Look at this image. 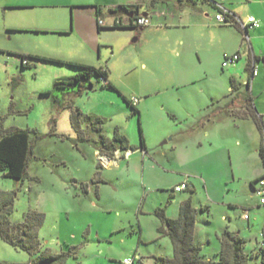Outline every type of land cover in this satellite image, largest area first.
Listing matches in <instances>:
<instances>
[{"label": "rangeland", "instance_id": "obj_1", "mask_svg": "<svg viewBox=\"0 0 264 264\" xmlns=\"http://www.w3.org/2000/svg\"><path fill=\"white\" fill-rule=\"evenodd\" d=\"M43 1L0 0V125L28 129L33 145L29 178L0 172V190L16 193L10 219L22 221L31 210L43 213L37 231L40 250L56 253L76 246L75 257L66 264H120L124 257L157 264L155 257H172L173 248L169 237L158 232L161 221L154 210L162 207L174 218L180 202L191 197L202 255L217 258V234L228 227L245 240L248 264H264V204L250 196L248 176L257 164L252 132L238 130L231 118L217 124L214 137L205 136L202 126L213 117L208 110L214 105L219 110L227 99L223 89L209 98L214 85L229 86L223 57L211 54L208 65L199 62L190 44L192 26L105 28L96 31L98 39L82 42L83 27L61 31L74 24L60 15L65 8ZM111 22L105 19L107 25ZM160 22L152 17V26ZM99 52L101 64L92 66L106 69L120 93L102 88L96 78L92 89L76 95L77 83L54 87L77 72L66 61H78L84 54L96 61ZM20 55L27 63L22 64ZM123 96L139 99V113ZM77 108L103 117L102 133L109 138L117 126L135 148L131 155L116 165L97 167V135L84 118L80 133L72 125L71 113ZM181 181L191 189L173 191ZM34 256L0 238L1 262L24 263Z\"/></svg>", "mask_w": 264, "mask_h": 264}, {"label": "crops", "instance_id": "obj_2", "mask_svg": "<svg viewBox=\"0 0 264 264\" xmlns=\"http://www.w3.org/2000/svg\"><path fill=\"white\" fill-rule=\"evenodd\" d=\"M151 1L152 0H45L43 2L51 7L59 6L61 4V6L65 8V10L62 11L60 15L64 19L69 17L70 20L74 22V24L70 26L69 29L64 28L61 31L68 33L72 30L73 27H75V25L83 27L81 29L83 30L81 32L82 42H89L88 41L89 37L92 38L94 37L95 40L98 39L96 35H98L97 32H99L101 29H105V28L133 29L130 27H121V26L114 27L109 25L103 26V28L98 29L97 20H98V16H100L104 20L111 19L112 21L113 17L116 15L110 14L108 12L110 8H114L121 4L124 5L138 4L137 7L138 14L147 12L148 13L147 15H149V17L151 18V24L147 26L149 27L148 31L151 30L155 31L157 29L162 30L163 29L162 25L164 26L169 25L176 28L192 26V31L189 34V37L191 39L190 44L192 45L194 54L199 62L203 61L208 65L211 59V54H214L215 56L220 58L223 57L224 53L231 54V53L239 52L240 53L239 59L226 66L229 67L230 70L228 75L229 86L227 87V84L225 83L223 84L222 82L219 83V85L218 84L214 85L211 88V90H209V98L211 100H213V98L217 96L222 89H223L222 92H224V96H226L227 99L223 104V106L219 108V110H217L218 105H214L213 107H211V109L208 110L209 113H213L212 114L213 117L208 119L207 123L212 122L213 124L206 127L207 123L203 122L202 126L204 129H206L204 133L205 136L210 138L209 135L212 134V136L214 137L216 134L215 129L218 128L217 124L223 123L226 119L231 118L234 121L235 126L237 127L238 130L242 131L245 127L247 128V130L249 129L252 132V138L254 140V144L252 148L257 155L256 156L257 164L255 165L252 172L248 176H249L250 196H254V194L252 193L253 190L252 182H254L255 184L256 180L260 178L264 173V163L259 155V147L264 143V134L262 136L256 123L250 116L249 110L248 109L246 110L243 97L246 96L247 98L251 99L250 100L252 106L251 110H253V112H255L257 116H260L263 121L264 119V0H193V1L155 0V3H151ZM28 4L35 6L33 2L30 3L28 2ZM218 5H221L225 9L229 10L235 16L239 17L243 22H246L249 16H254L256 18L259 25L257 27L248 28L246 31L249 37V41L243 39V33L240 30V28H238L237 26L218 25L216 22H214L215 21L214 14L218 10ZM96 7L101 8L102 10L101 14L98 15L96 13V9H97ZM178 11L180 13H178ZM130 14L131 13H127V14L122 13L117 15L123 16L125 19V15H127L128 17L133 16V14L132 16ZM154 16L159 20H161V22L158 25L152 26V17ZM139 29L142 30L143 28H139ZM41 30H45V29H41ZM37 31L38 30H36V32ZM181 42L182 41H180V43ZM179 53L180 51H177L178 55ZM100 56L101 55L99 52L98 58L96 59V61H93L91 58H89L84 54V56L81 57L78 61H66V62H78L87 65H93V64L100 65L101 64ZM141 66L146 68L147 65L145 62H143L141 63ZM253 66L257 69V73L255 75L252 74ZM221 67L226 68L222 66V63H221ZM60 79H64V78H60ZM99 82L101 83L102 88H105L103 87V82L101 81ZM195 82L196 80H193L191 84H194ZM93 86L94 84H92V87L88 89H92ZM223 107L225 108V110L223 109ZM222 110L224 111L223 114L221 113L223 112ZM244 112L245 113L247 112L248 114L247 117H241V114ZM263 126H264V121H263ZM228 174H230V172ZM181 183H185V182L181 181L179 184ZM206 187L208 189L207 184ZM189 188L191 189V187H189V185L187 184V188H185V190ZM206 209H202V210H206ZM178 211H179V207H178ZM226 228L230 230L228 227H225L224 229ZM224 229H222L219 232V234H217V238ZM263 233L264 230L262 234ZM194 240L197 243L195 225H194ZM219 250L217 251L218 253ZM202 256L205 259H212L210 257H207L206 255H202Z\"/></svg>", "mask_w": 264, "mask_h": 264}, {"label": "trees", "instance_id": "obj_3", "mask_svg": "<svg viewBox=\"0 0 264 264\" xmlns=\"http://www.w3.org/2000/svg\"><path fill=\"white\" fill-rule=\"evenodd\" d=\"M151 3H155V0H152ZM137 7L138 4H121L114 8H110L108 12L114 15L132 13L133 17L130 19H133L139 15ZM96 8V13L98 15L101 14V8ZM120 26L135 28V26L132 25H114V27ZM101 28H103V26L98 25V29ZM27 57L53 60L50 58L31 55H28ZM20 58H26V56L20 55ZM65 63L75 67L77 72L74 76L68 78L69 81L65 84H61V82L65 79H59L60 81L58 83L60 84L55 85V88L72 87L75 83H77L78 89L75 92H72L73 95H76L77 93H80L82 89L92 87V79L96 78L97 80L103 82V87L118 91L111 81H109L106 69L78 62ZM123 99L133 108L134 112L139 113L130 99H127L125 96H123ZM250 100L251 99L246 96L243 97L246 110H249L250 116L263 136L264 126L262 118L257 116V114L251 110L252 106ZM66 104L70 107L72 102ZM247 115V112H244L241 114V117H247ZM81 118L85 119L90 129L97 135L95 143H98L99 147L96 149L108 154H112V151L116 148L123 150L135 149L132 148L127 136L120 132L117 126L113 130L112 137L109 138L102 133L103 124L105 123V119L103 117L94 114H83L77 108L71 113V122L79 133V121ZM139 135L140 148L144 150L145 143L140 127ZM80 138L85 140L90 139L85 136H81ZM32 149L33 145L30 141L28 129L16 127L8 129L0 125V172H2L3 176L18 180L29 178L27 169ZM259 155L264 163V143L259 147ZM97 167H100V165L98 164ZM96 173H98V171ZM253 184L254 182H252V186ZM82 186L85 187L86 185L82 184ZM15 195V191L7 192L0 190V238L14 248L23 250L30 256H35L24 263L0 261V264H66L70 256L75 257L76 246H71L66 251L62 250L56 253H52L47 249L43 251L40 250L41 242L37 231L43 223V213L31 210L25 214L22 221L13 222L10 219V215L14 209ZM202 209H206V207H203ZM195 213L196 209L192 205L191 197H188L180 203L178 216L176 218L168 217L162 207H157L154 210V215L161 221V226L158 227V232L161 235L169 237L173 248L172 257H155L154 260L157 264H248L249 255L244 251L245 240L237 232L230 231L227 228L224 229L218 236L220 250L217 254V259H205L200 254L201 246L194 240ZM260 247L264 251V246L260 245ZM140 264L143 263L140 262Z\"/></svg>", "mask_w": 264, "mask_h": 264}, {"label": "built area", "instance_id": "obj_4", "mask_svg": "<svg viewBox=\"0 0 264 264\" xmlns=\"http://www.w3.org/2000/svg\"><path fill=\"white\" fill-rule=\"evenodd\" d=\"M133 17V16H132ZM131 17H128L127 15H125V19L123 16L120 15H116L113 17V20L111 22V24L109 26H118V25H132L135 26L137 28H144L147 27L151 24V18L149 17V15H142L139 14L138 16L134 17L133 19H130ZM214 20L218 25H235L238 28H240V30L243 33V39L249 41V37L247 35V29L248 28H253V27H257L259 25L258 21L256 20V18L254 16H249L247 18L246 22H243L239 17L235 16L233 13H231L229 10L225 9L223 6L218 5V10L216 11V13L214 14ZM97 23L99 26H107V24L105 23V20L98 16V20ZM240 57V53L239 52H235V53H224L223 54V61H222V66L226 67L229 64L237 61ZM21 62L23 64L27 63V59L26 58H22ZM252 74L255 75L257 73V69L253 66L252 67ZM138 98L136 97H132L131 98V102L133 105H136L138 103ZM132 149H120V148H116L112 151V154H108L106 152H103L99 149L95 150V156H96V160L98 161V164L101 167H106V166H110V165H116L118 163L119 160L121 159H127L131 153H132ZM185 188H187V184L186 183H181L179 185H176L173 188V191H182ZM252 193L259 197V202L261 204H264V173L263 175L258 178L255 182V184L253 185V190ZM247 218V215H244ZM263 236V234H262ZM261 246H264V236H263V240L260 243ZM135 261L137 262H142V259L139 257H124L121 261L120 264H134Z\"/></svg>", "mask_w": 264, "mask_h": 264}, {"label": "water", "instance_id": "obj_5", "mask_svg": "<svg viewBox=\"0 0 264 264\" xmlns=\"http://www.w3.org/2000/svg\"><path fill=\"white\" fill-rule=\"evenodd\" d=\"M148 13L147 12H143L142 15H147ZM132 16V13L130 14ZM60 80L57 81V83L55 85H58L60 83H58ZM67 81H69V79H65L61 82V84H65Z\"/></svg>", "mask_w": 264, "mask_h": 264}]
</instances>
